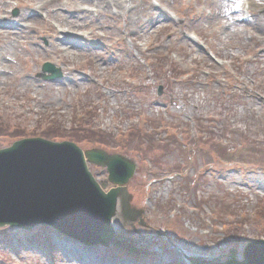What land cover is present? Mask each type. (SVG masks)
I'll list each match as a JSON object with an SVG mask.
<instances>
[{
  "label": "rangeland",
  "instance_id": "374dc122",
  "mask_svg": "<svg viewBox=\"0 0 264 264\" xmlns=\"http://www.w3.org/2000/svg\"><path fill=\"white\" fill-rule=\"evenodd\" d=\"M28 1L43 3L41 19L0 2V150L38 137L119 155L135 166L136 215L125 219L117 198L131 247L0 228V264H191L182 248L241 262L264 242V0H119L126 14ZM44 19L74 43L69 57L55 54ZM44 63L61 77H39ZM88 169L105 193L117 187Z\"/></svg>",
  "mask_w": 264,
  "mask_h": 264
},
{
  "label": "water",
  "instance_id": "95a60500",
  "mask_svg": "<svg viewBox=\"0 0 264 264\" xmlns=\"http://www.w3.org/2000/svg\"><path fill=\"white\" fill-rule=\"evenodd\" d=\"M39 77L52 81L60 78L61 72L44 64ZM88 163L105 167L108 182L117 188L105 193V184L96 182ZM134 168L121 156L97 149L82 151L71 142L16 141L0 150V228L30 231L47 226L87 245L115 246L110 222L117 198L125 219L136 215L129 207L126 189ZM180 253L191 264H264V242L248 244L241 262L233 251L215 258L198 257L184 248Z\"/></svg>",
  "mask_w": 264,
  "mask_h": 264
},
{
  "label": "bare ground",
  "instance_id": "6f19581e",
  "mask_svg": "<svg viewBox=\"0 0 264 264\" xmlns=\"http://www.w3.org/2000/svg\"><path fill=\"white\" fill-rule=\"evenodd\" d=\"M19 1V0H17ZM24 7L28 9L29 12H31L32 14H30L27 18V21L30 20V21H35V20H39L42 18V15L39 13L38 10H41L42 8H44V5L43 3L37 8V9H34V6H33V3H31L30 1L28 0H21ZM98 3H100V1L102 2V4L104 5V8L105 9H115L118 11V13H127L130 6L128 5H124L121 3V1L119 0H94ZM1 2V0H0ZM17 3V2H16ZM18 4V3H17ZM48 12H50L48 10ZM240 12V9H235L234 13L238 14ZM5 17L0 13V20H3ZM44 24H47L46 27H44L43 29V33L44 32H47V33H50L51 34V38L53 39V41L57 44L55 46V54H61L62 56H65L66 58L70 56V52L73 51L74 49V43L70 42V40H68L66 43H64V46L62 45V33L61 32H65L64 29H57L55 26L52 25L51 22H49L47 19H44ZM74 31L71 32V34H73ZM3 33L0 32V35H2ZM67 37V36H66ZM136 46V49L140 52L143 51L142 47L140 45H135ZM62 58V57H60ZM59 58V59H60ZM60 62H65V60L62 58L60 59ZM256 97L259 98V95L256 94ZM120 210L119 208L117 207L116 208V211H115V215L113 216L112 218V222L110 223L111 224V230H112V239L115 244H118L119 243H124V245L127 247V246H130L131 247V241H122L121 240V237L119 235V229L118 227L122 226V222H120ZM122 220V219H121ZM124 238V237H123ZM118 241V242H117ZM200 257V256H198ZM188 261V260H187ZM102 264H106V262L104 263V261L102 262ZM109 264V263H107Z\"/></svg>",
  "mask_w": 264,
  "mask_h": 264
}]
</instances>
